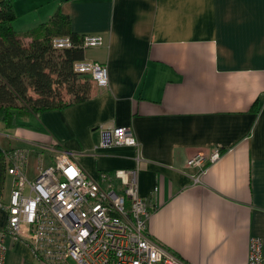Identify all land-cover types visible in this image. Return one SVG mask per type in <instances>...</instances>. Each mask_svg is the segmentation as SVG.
I'll use <instances>...</instances> for the list:
<instances>
[{
    "label": "crops",
    "instance_id": "1",
    "mask_svg": "<svg viewBox=\"0 0 264 264\" xmlns=\"http://www.w3.org/2000/svg\"><path fill=\"white\" fill-rule=\"evenodd\" d=\"M12 5L22 34L59 11L79 38L101 35L103 44L83 58L105 63L108 72L107 86L90 80L86 99L6 128L10 142L0 146L29 150L28 178L38 154L49 164L57 150L72 152L96 180L136 168L148 233L166 249L189 264H245L249 239L258 236L264 264V0ZM118 125L132 127L137 146L102 143L103 131ZM214 148L221 154L203 172L187 166ZM5 221L0 207V227ZM5 245L3 264L34 259L22 241L6 238Z\"/></svg>",
    "mask_w": 264,
    "mask_h": 264
},
{
    "label": "built area",
    "instance_id": "2",
    "mask_svg": "<svg viewBox=\"0 0 264 264\" xmlns=\"http://www.w3.org/2000/svg\"><path fill=\"white\" fill-rule=\"evenodd\" d=\"M103 41L101 35H84L80 45L96 47ZM52 44L57 49L74 45L69 35L55 37ZM73 68L98 86L108 84L105 63L79 59ZM108 130L103 144L138 145L131 126ZM220 154L214 148L209 156L195 154L186 164L201 173L206 160ZM5 155L12 186L7 201L0 199L6 212L0 227V264L6 238L24 242L38 264H189L149 235L148 202L138 194L136 168L102 173L96 180L82 170L72 152L57 150L49 164L38 154L34 176L28 178L29 150L15 147ZM245 264H262L260 237H250Z\"/></svg>",
    "mask_w": 264,
    "mask_h": 264
},
{
    "label": "trees",
    "instance_id": "3",
    "mask_svg": "<svg viewBox=\"0 0 264 264\" xmlns=\"http://www.w3.org/2000/svg\"><path fill=\"white\" fill-rule=\"evenodd\" d=\"M12 0H0V123L5 128L23 124L30 114L62 108L89 95L90 78L73 68L84 59V49L70 27L67 14L57 11L27 33L13 27ZM69 35L73 46L57 49L52 40ZM61 90L70 98L65 100ZM8 161L0 146V199Z\"/></svg>",
    "mask_w": 264,
    "mask_h": 264
},
{
    "label": "rangeland",
    "instance_id": "4",
    "mask_svg": "<svg viewBox=\"0 0 264 264\" xmlns=\"http://www.w3.org/2000/svg\"><path fill=\"white\" fill-rule=\"evenodd\" d=\"M18 22H20V21H18ZM15 26H16V24H15ZM19 27H21V26H19ZM22 27H24V26H22ZM95 51H96L95 47H87V48H85L84 57L85 58L90 57L93 53H95ZM60 92L62 93L63 99L67 100V99L70 98L69 94H67L65 92V90H61ZM5 131L12 133V130L6 129L2 124H0V143H1L2 147L8 148V143L10 141L8 139V135L4 134ZM1 133H3V134H1ZM43 159H44V161L47 162V158L45 159V155H43ZM28 162H29V160H28ZM32 162H33V159H32ZM9 176L10 175H7L6 179H5L4 193H7L8 189H9V182H10V177ZM22 261L24 263V260H22ZM26 264H38V263H37L36 259L34 258L33 260H27Z\"/></svg>",
    "mask_w": 264,
    "mask_h": 264
},
{
    "label": "water",
    "instance_id": "5",
    "mask_svg": "<svg viewBox=\"0 0 264 264\" xmlns=\"http://www.w3.org/2000/svg\"><path fill=\"white\" fill-rule=\"evenodd\" d=\"M103 133H104V135H107L109 133V130L106 129V130L103 131Z\"/></svg>",
    "mask_w": 264,
    "mask_h": 264
}]
</instances>
